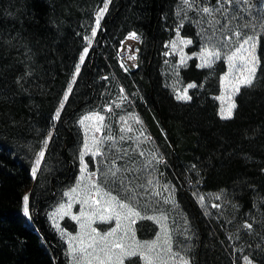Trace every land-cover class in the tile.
<instances>
[{
	"label": "trees",
	"instance_id": "1",
	"mask_svg": "<svg viewBox=\"0 0 264 264\" xmlns=\"http://www.w3.org/2000/svg\"><path fill=\"white\" fill-rule=\"evenodd\" d=\"M195 1L203 7L217 0ZM181 2L0 0V264H68L46 212L79 173L78 116L111 103L110 84L134 99L158 145L163 174L191 224L192 263L242 264L235 235L264 248V32L253 83L240 87L233 115L223 118L214 94L224 58L200 67L192 57L180 69L184 81L197 84L189 100H178L164 82L159 58ZM132 30L142 36L134 70L117 53ZM182 31L197 49L193 28ZM113 190L122 195L119 186ZM201 192L221 193L223 201L204 209ZM157 228L140 219L136 232L149 238ZM254 258L264 264V256Z\"/></svg>",
	"mask_w": 264,
	"mask_h": 264
},
{
	"label": "rangeland",
	"instance_id": "2",
	"mask_svg": "<svg viewBox=\"0 0 264 264\" xmlns=\"http://www.w3.org/2000/svg\"><path fill=\"white\" fill-rule=\"evenodd\" d=\"M189 2L191 7L184 3V0L180 3L177 14L179 23L176 31L165 42L159 58L164 82L173 91L175 97L183 95L185 90H187V95L191 97L190 90L193 87L189 88L188 85L194 84L196 86L197 84L193 80L184 81L181 77L180 69L186 66L192 57H196L198 64L201 65L203 63L201 53L205 49L210 52H220V58L225 59L227 69L221 75L220 90L214 94V97L216 99L221 97V99L217 100L220 104L219 114L223 117L221 114L222 110L226 111L229 103H235L236 105L237 93H233L232 88L236 80L233 77L238 79L240 76L239 68H232L227 81L224 79L226 74L230 72L226 57L239 47L243 39L253 37V40L248 45H245V48L250 49L252 43L256 45L254 51L256 62L248 64L249 68H255L256 74L259 64L257 55L258 38L259 34L264 32V0H246V2L245 0H240L239 3L236 0H232V2L217 0L211 6L203 7L200 6L199 1L189 0ZM204 8H209L211 11L205 13L203 12ZM185 26L193 28L195 31L197 42L199 43L197 49L192 48L196 40L183 33L182 29ZM237 33L241 35L238 36ZM128 39L129 36L122 39L117 51L120 63L125 68H127L126 62L128 61L124 60L122 53L125 41ZM184 40H190L191 43H181ZM141 42L142 36L136 44L139 47L138 59ZM242 55L251 61V57L248 56L247 52L242 53ZM182 59L184 60L183 64L181 63ZM208 59L211 60L210 65H213L218 60L212 57ZM235 63L238 66L241 64L239 60ZM247 74L245 71L244 75ZM108 97L111 103L103 108H87L79 114L77 122L82 130V143L78 153L79 173L76 180L64 188L62 196L46 212L52 228L65 244L68 264H73V257L69 254L70 245L79 246V239L71 240V237L80 236L87 243L89 236L95 235L92 232V228L104 235L116 227L115 219L107 222H102L98 219L99 215L105 214L106 205L104 200L107 197L100 198L95 196V192L87 179V174H85V178L80 183L78 192L74 195L73 200H70L69 196L65 195L73 187H76L78 181H80L83 166L80 156L85 152V143L93 150L99 147L101 153L97 156H93L91 153L84 155L83 164L87 165L89 173H95V182L105 192L117 197L123 203H128L136 211H139L141 216L155 217L156 219L151 220L158 226L152 237L140 238L136 232L137 221L140 219H137L134 225L129 226V221L123 218L124 213L122 212L121 229L117 232L116 237H109V240L119 241L127 230L128 234L123 236V240L120 241L124 244L125 249L132 251L139 248V251L148 253L147 248L141 246L156 241L159 236V245L152 253H148L149 255L155 257L156 253L159 252L160 259L166 260L168 264H181L182 260L188 261V264H193L191 258L193 250L191 224L176 196L175 184L163 174V169L159 163L161 157L158 145L148 132L142 117L135 107L134 99L125 92L123 87L122 91H118L113 84H110ZM234 109H232V115ZM96 113L104 117V126L99 132L95 131V127L98 126L95 120H86L84 124L80 123L85 116ZM129 128L131 131L127 130ZM94 138L96 141L102 142L96 144L94 143ZM91 158L94 162V167H91ZM109 170L114 171L116 175H110ZM118 186L123 197L113 190ZM88 192H92L94 198L101 199V204L92 205L91 201H89V205H83L80 201L85 198ZM222 198L223 195L217 192H201L197 194L198 202L204 209L209 206H219L221 200L223 201ZM68 203H72L71 209L67 208ZM61 205L65 206L64 209H61ZM81 211L89 213L92 219L91 227L86 226L83 230H81L80 223L87 225V218L81 217L79 222L71 219L73 215L79 216ZM117 211L121 210L117 209ZM66 212L69 214L66 215ZM93 213H95L94 216L92 215ZM161 215L166 216L167 220H161L158 223L157 220ZM161 225L167 228L171 237V253L162 250L166 235L161 231ZM133 231L135 233L134 236L132 235ZM234 244L236 250L243 255L242 264H249V262L250 264H261L258 259L254 258V256H264V248L260 244H256L251 249L250 245L237 235H235ZM119 254V250H116L115 255ZM124 264H144V262L140 257H130L125 259ZM157 264H159V261H157Z\"/></svg>",
	"mask_w": 264,
	"mask_h": 264
},
{
	"label": "snow or ice",
	"instance_id": "3",
	"mask_svg": "<svg viewBox=\"0 0 264 264\" xmlns=\"http://www.w3.org/2000/svg\"><path fill=\"white\" fill-rule=\"evenodd\" d=\"M228 2H232V0H228ZM237 3L240 2V0H236ZM246 2V0H245ZM184 3L188 4L189 7H191V3L189 2V0H184ZM105 6V9L106 10ZM101 11L100 15L102 16L103 11ZM211 10L209 8H204L203 12L205 13H209ZM97 26H99V20H97ZM93 35H95V32H93ZM237 35H241L239 33H237ZM131 39H138V37L136 36L135 33L131 34L130 37ZM253 40V37H247L245 39H243V42L239 45V47H237L235 49V51L232 52L231 55H228L226 57L228 64H229V69L230 72L229 74H226V76L224 77V79L227 81L228 79V75L231 74V69L232 68H239L240 70V76L237 79L236 77H233L234 80H236V83L232 85L233 88V93H238L240 91V86H251L253 83V77L255 75V68L248 67V64L251 63H255L256 62V57L254 55V51H255V43H252L250 46V49H246L245 45H248L250 43V41ZM181 43L184 44H189L191 43L190 40H184L181 41ZM87 52V49H85V53ZM247 52L248 56L251 57V61H249L244 55H242V53ZM221 56L220 52H210L207 49H205L202 53H201V58L203 60V63L201 65H199L200 67H204V66H210L211 64V60L208 59L209 57L215 58V59H219ZM239 60L241 62V64L238 66L235 62ZM81 62H83V56L81 57ZM181 63H184V60H181ZM247 72V75H244V72ZM227 86V85H226ZM189 88L191 87H195L194 84H190L188 85ZM69 91H71V89H69ZM178 100H189L191 97H189L187 95V90H185V93L183 95H178L176 97ZM65 99H67V96H65ZM217 99H221V97H217ZM229 99H231V97H229ZM63 107V105L61 104V108ZM236 105L235 103H229L227 110H222V116L224 118H230L232 115V109L235 108ZM59 110L56 113V117L59 118ZM86 120H95L98 124V126L95 127V131L99 132L101 130V128L104 126L103 125V120L104 117L99 115L98 113L96 114H92L89 116H85L80 123L84 124V122ZM128 131H131V129H127ZM102 141H96L94 138V143L98 144ZM46 146V144H45ZM85 148V152L81 154L80 156V160L82 163V169H81V178L80 181H78L77 186L73 187L69 193H65V195L69 196L70 200L74 199V195L78 192L80 183L82 182V180L85 178V174H87V179L89 180L92 189L95 192V196L96 197H107L106 200H104V204L106 205L105 207V214H101L99 215L98 219L101 220L102 222H107V221H111L113 219H115L116 221V227L112 228V230L108 233H105L104 235H101L100 233L96 232L95 228H92V232L95 233V235H90L89 236V240L87 243H85L84 239L80 236H73L70 239L71 240H77L79 239V246H71L69 247V254L73 257V264H93V262H95V264H124V261L126 258H130V257H140L144 264H157V261H159V264H168V262L166 260L160 259V253L157 252L155 257L149 255L148 253H152L157 246L159 245V236L157 237L156 241H153L152 243L149 244H145L141 247H145L148 250V253L145 252H141L139 251V248L132 250V251H128L125 249V246L122 242L123 240V236H126L128 234L127 230L123 233V235L120 237V240H109V237H116V234L118 231H120L121 229V216H122V212L124 213L123 218L129 221V226L134 225L136 223L137 219H156L155 217H144L141 216V213L139 211H136L133 207H131L128 203H123L121 201H119L117 199V197L112 196L110 193L105 192L100 186L99 184H97L95 182V173H89L87 171V165L83 164V160H84V155L91 153L93 156H97L100 155V151H99V147H97L95 150H93L92 148L89 147V145L87 143H85L84 145ZM44 153L40 152L39 153V157L43 158ZM40 158H38L36 160V166L39 167L40 164ZM109 174L112 176H115L116 173L112 170H109ZM33 175H35V168L33 169ZM89 201H91L92 205H100L101 204V199H96L93 197L92 192H88L85 195V198L83 200H81L80 202L83 205H89ZM64 205H61V209H64ZM72 207V203H68L67 204V208L71 209ZM117 209H120L121 211H117ZM23 211L25 213V215L28 214V197L25 196L24 197V208ZM66 215L69 213H65ZM93 216L95 215V213L92 214ZM81 217H85L87 218V225L85 223H80V227L81 230L85 229V227H91L92 224V219L89 216V213L85 212V211H81L80 215H73L71 216V219L76 220V221H80ZM161 220L166 221L167 217L161 215V217L157 220V222L159 223ZM249 227H251L249 225ZM161 231L165 233L166 235V239L164 241V244L162 246V250H166L167 252L171 253L172 251V245H171V237L168 234V230L164 225H161ZM132 235L134 236L135 233L134 231L132 232ZM97 237H99V239H97ZM119 250L120 254L119 255H115V251ZM181 264H188V261L186 260H182ZM250 264V262H249Z\"/></svg>",
	"mask_w": 264,
	"mask_h": 264
},
{
	"label": "bare ground",
	"instance_id": "4",
	"mask_svg": "<svg viewBox=\"0 0 264 264\" xmlns=\"http://www.w3.org/2000/svg\"><path fill=\"white\" fill-rule=\"evenodd\" d=\"M130 37V35H129ZM140 38L138 37V39H131L129 38L128 40L125 41V47H124V50H123V58L124 60L126 61H129L135 57L138 56V52H137V48H136V44H137V41L139 40Z\"/></svg>",
	"mask_w": 264,
	"mask_h": 264
},
{
	"label": "water",
	"instance_id": "5",
	"mask_svg": "<svg viewBox=\"0 0 264 264\" xmlns=\"http://www.w3.org/2000/svg\"><path fill=\"white\" fill-rule=\"evenodd\" d=\"M133 33H135L137 37L141 38V34L136 32V31H133V30L130 31L127 36H129V35H131ZM136 48H137L136 50L138 52L139 51V47L136 46ZM137 66H138V56L133 58V59H131V60H129L128 62H126V67L129 68L130 70H134L135 68H137Z\"/></svg>",
	"mask_w": 264,
	"mask_h": 264
},
{
	"label": "crops",
	"instance_id": "6",
	"mask_svg": "<svg viewBox=\"0 0 264 264\" xmlns=\"http://www.w3.org/2000/svg\"><path fill=\"white\" fill-rule=\"evenodd\" d=\"M219 113H220V109H219Z\"/></svg>",
	"mask_w": 264,
	"mask_h": 264
}]
</instances>
